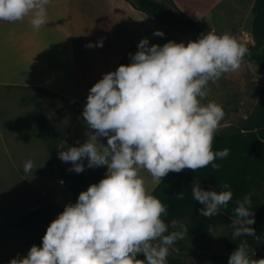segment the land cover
<instances>
[{
  "label": "clouds",
  "instance_id": "9594fccd",
  "mask_svg": "<svg viewBox=\"0 0 264 264\" xmlns=\"http://www.w3.org/2000/svg\"><path fill=\"white\" fill-rule=\"evenodd\" d=\"M49 2L0 0V20L15 22L31 14L32 27L39 29ZM153 35L164 33L156 30ZM95 46L102 47L103 41ZM247 53V47L227 33L209 31L187 44L170 40L162 46H150L149 39L142 38L135 54L129 53L128 65L103 74L90 88L82 112L88 129L85 142L58 152V159L71 162L68 170L77 174L106 166L104 178L64 206L47 226L41 246H31L25 257L18 254L7 264H167L170 246L188 229L174 219L170 226L179 230L165 235L169 225L161 216L166 208L148 194L141 171L157 184L169 172L219 167L213 161L227 157L229 150L213 152L212 141L225 113L216 102L205 105L201 100L210 91L209 82L238 71ZM32 168V160L24 162L26 174ZM223 187L229 190L192 187L193 199L203 206L201 216L227 208L233 192L229 185ZM236 204L233 224L239 226L232 239L254 236L248 227L254 223L250 198ZM138 254L145 259H137ZM227 264H264V259L250 258L246 242H241Z\"/></svg>",
  "mask_w": 264,
  "mask_h": 264
},
{
  "label": "crops",
  "instance_id": "0c3cea01",
  "mask_svg": "<svg viewBox=\"0 0 264 264\" xmlns=\"http://www.w3.org/2000/svg\"><path fill=\"white\" fill-rule=\"evenodd\" d=\"M169 1L197 29L220 34L227 23L220 11L234 3L233 0ZM200 5L205 7L198 18L184 12L196 6L201 8ZM46 8V22L39 29L32 27L31 14L15 22L0 20V221H18L32 210L69 203L72 198L69 183L63 195L52 193L58 173L76 174L68 170L71 162L58 159V152L78 147L77 141L85 142L88 129L82 112L90 88L103 74L128 65L129 53L135 54L142 38H148L150 46H162L170 40L187 44L199 38L183 37L134 9L129 0H50ZM202 19L208 25L205 28L198 25ZM156 30L164 36H154ZM100 40L103 46H95ZM90 43L93 47H87ZM23 98L44 100L46 107L69 124L54 157H49L45 133L30 108L21 103ZM248 138L254 146L247 147ZM99 139L106 144V138ZM225 148L229 150L228 156L213 161L218 168L209 164L195 172L191 169L169 172L161 179L166 183L174 174L188 191L173 209L161 216L169 225L165 235L179 230L170 226L174 219L188 229L184 238L169 248L177 254L229 257L241 242H246L248 252L256 242L252 235L233 240L231 234L239 226H234V219L220 211L208 218L201 216L199 209L203 206L192 196L190 185L200 184L203 190L221 192L229 190L223 187L227 184L233 192L231 201L236 203L248 196L249 210L264 215V128L225 137L214 133L212 151ZM251 153L256 156L249 158ZM29 159L33 168L26 174L23 165ZM252 169L255 171L251 172ZM88 170L85 168L82 173ZM158 189L156 186L149 194L154 196ZM30 238L28 230L0 231V250L15 248Z\"/></svg>",
  "mask_w": 264,
  "mask_h": 264
},
{
  "label": "trees",
  "instance_id": "16d2710c",
  "mask_svg": "<svg viewBox=\"0 0 264 264\" xmlns=\"http://www.w3.org/2000/svg\"><path fill=\"white\" fill-rule=\"evenodd\" d=\"M130 5L137 11L142 12L151 19L164 24L169 28H179L181 31L193 32L196 37H200L207 32L197 29L195 23L183 16L169 0H129ZM250 13L252 21L250 24V35L254 42L252 48L248 46V53L243 58L244 61L254 64L264 69V0H254ZM216 34H220L215 32ZM239 41V40H238ZM240 42V41H239ZM242 43V42H241ZM243 44V43H242ZM260 100L257 109H255L239 126L231 128L220 135L225 137L236 132H248L264 128V87L259 90ZM21 103L25 106H31L34 110L37 120L45 133L43 138L49 157H54L59 149L64 134L69 129V124L65 123L63 128L56 126L44 113V107L47 103L39 98H23ZM107 171L106 166H100L95 169H89L86 173L67 174L64 179L70 184L73 203L76 202L78 195L82 191L104 178ZM237 204L229 201L227 208L221 207L220 212L235 219L233 209ZM64 210V206L49 205L28 212L18 221H0V231L28 230L30 240L22 247L16 250L9 260L25 257L31 246H41L42 237L46 232L47 226ZM254 223L248 227L254 230L256 238L255 244L248 252L253 260L264 259V215L253 212ZM170 255L167 257V264H199L197 259L218 260L216 264H227L229 257H201L196 255H182L169 249ZM254 253V255H252ZM137 259L144 260L143 254H138ZM8 260V261H9ZM7 264V263H6Z\"/></svg>",
  "mask_w": 264,
  "mask_h": 264
},
{
  "label": "rangeland",
  "instance_id": "374dc122",
  "mask_svg": "<svg viewBox=\"0 0 264 264\" xmlns=\"http://www.w3.org/2000/svg\"><path fill=\"white\" fill-rule=\"evenodd\" d=\"M253 1L254 0H233L234 3L232 6L228 4V7L220 11L227 18L226 30L223 34L227 33L234 36L237 40L249 48H252L254 45L250 35V24L252 21L250 10ZM200 6L201 8L196 6L192 7L190 10L185 9L184 12L189 14L191 17L198 18V16L201 15L203 7H205L203 5ZM198 25L202 28L208 26L206 25V21L204 19L200 20ZM173 29L180 35H183V37H196L193 32L181 31L176 27ZM261 87H264V69L257 67L252 63L246 64V61L244 60L242 61L241 67L238 71L223 74L222 77L215 83L209 82L210 91L208 95L201 100V103L206 105L209 101H214L223 107V111L225 113L224 118L221 120L215 133L221 136V133L239 126V124L244 120V116L247 118L255 109H257L260 100L259 90ZM28 107L30 108L31 113L36 116L32 107ZM44 113L56 126L63 128L66 122L51 111L50 108L44 107ZM248 139L249 140H245L247 141V147L254 146V143L250 140V138ZM251 156L256 155H252L251 153L248 157L250 158ZM253 171L255 170L252 169L251 172ZM64 177L65 176L63 174L58 173L56 175V180ZM141 177L145 181V187L148 194L154 190L156 186H159V189L154 196L161 201V203L165 206L166 211L170 208L173 209L174 206L177 205L178 201H180L184 195L188 194V191L184 190L183 183H181L179 179H176L174 174L172 177L165 180L167 181L166 183L161 181L157 184L152 183V178L146 171H141ZM164 184L166 185L163 186ZM65 187L67 186H64L63 188L58 186L57 182H55V186L53 185L52 187L53 195H63L66 192ZM190 187L192 188L193 186L190 185ZM181 193L182 195H179ZM69 203H73L72 198H70ZM61 204H63L61 206H65L68 203L64 201ZM24 244L25 242L12 249H1L0 264H6L12 254ZM197 263L216 264L218 263V260L197 259Z\"/></svg>",
  "mask_w": 264,
  "mask_h": 264
},
{
  "label": "built area",
  "instance_id": "2783aa9c",
  "mask_svg": "<svg viewBox=\"0 0 264 264\" xmlns=\"http://www.w3.org/2000/svg\"><path fill=\"white\" fill-rule=\"evenodd\" d=\"M60 181H63V184H61ZM57 184H58V186H60V187H64V186H66L68 183H67V181H66L64 178H60V179L57 181Z\"/></svg>",
  "mask_w": 264,
  "mask_h": 264
}]
</instances>
